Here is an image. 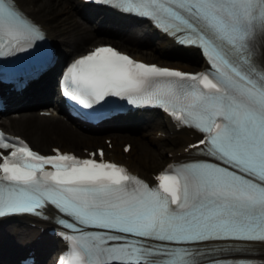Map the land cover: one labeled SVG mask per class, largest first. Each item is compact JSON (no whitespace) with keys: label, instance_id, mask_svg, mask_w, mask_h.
Returning a JSON list of instances; mask_svg holds the SVG:
<instances>
[{"label":"snow or ice","instance_id":"6c2138e0","mask_svg":"<svg viewBox=\"0 0 264 264\" xmlns=\"http://www.w3.org/2000/svg\"><path fill=\"white\" fill-rule=\"evenodd\" d=\"M115 4L199 47L208 67L184 73L101 46L71 65L64 94L94 111L109 96L162 107L201 134L188 148L203 158L169 165L150 185L103 150L99 160L45 156L0 132V217L54 206L76 233L60 264H219L203 259L207 242L264 243V0ZM42 39L15 0H0V55Z\"/></svg>","mask_w":264,"mask_h":264},{"label":"bare ground","instance_id":"6f19581e","mask_svg":"<svg viewBox=\"0 0 264 264\" xmlns=\"http://www.w3.org/2000/svg\"><path fill=\"white\" fill-rule=\"evenodd\" d=\"M15 1L19 8L24 10L31 18H33L40 25H42V23L36 17V15H40L44 19L45 23L48 24V19L50 20L49 23H51V21L57 19L59 12H65V15H63L60 18V22L55 23L56 25V27H54L55 29H50L49 31V33H52L55 36H58L60 34L59 42L61 43V45L65 47V50H68L70 52L72 50H76L77 48H80L82 45L89 43V40H91L93 37L92 33L90 32L89 26L86 23H83L80 20H78L75 16V15H79V12L89 13L90 11H93V8L86 7L85 9H81L80 4L75 5L73 2H71V0H43V2L40 5L39 3H37L40 0H15ZM22 2L23 3L26 2L32 5V7H34L35 5L36 8L31 7V10H27L24 8ZM34 9L37 12H34ZM102 15H106V21L103 24L104 29H106L107 24L112 19H116L117 17L116 14L111 11L110 12L103 11L100 17ZM99 25L101 26L100 23ZM137 26L138 27H135V24H133L132 21L130 22L127 21L126 23H122L119 28L117 27V24L116 26H114V30L113 29L112 30L113 32H118L117 36L121 38L120 42L124 41L129 44V45L127 44L128 46L126 45L124 46L118 45V46L128 47L129 50L134 52L135 57L140 55L144 56L143 54L145 53L144 50H140L137 47L138 44L154 45L152 49L158 52L159 54L171 52L172 43L168 38L158 33V35H156V39L153 42H149L148 38L153 35V30L151 29V27L147 23L144 24L139 23ZM107 29L109 30L110 28L107 27ZM134 34L135 36H133ZM178 54L182 55L181 59L187 55L190 58L199 61V56L197 52L193 49H179ZM155 56L158 57L157 55ZM32 100H34L35 102L43 101V97L37 98V96L33 95ZM7 120L9 126L11 127V130H15L17 132L20 131L23 134L33 135L32 137L34 139H36L37 137L39 140L37 142V145L43 148H46L45 145H48L47 143L53 139L67 142L69 144H82V143L97 142L100 137V135L85 134L81 130L73 128L65 121L53 116L37 117V115L35 114H29L25 116L17 115L15 117L8 116ZM135 122H140V121L139 119H135V120L132 119L130 120L129 123L132 125ZM166 123H167V128H169L172 132H174L175 145L178 144V142H182V144L184 143L182 147L179 148L177 147V149L174 147H170L171 156L169 159L172 158L177 159L179 157L188 156L191 150H187V151L184 150V146L185 144L193 140V137H191L190 135V131L185 129L176 130L174 126L170 124L168 121ZM133 126L134 129L137 130L142 127V124L135 123ZM12 133H14V131ZM141 134L142 133L138 134V136L133 134H123V133L118 134L117 136L113 135L111 137L113 138V143H116V141L119 140L120 138H127L133 141V145H131L130 143V149L131 152H133L135 159L128 156V154L122 155L120 152L117 151L113 152L111 157L123 162L132 171L138 173L139 175L143 177H149V175H147L148 169L154 166L155 162L158 161L159 156L162 155L163 149L162 147H153V148L147 147V144L145 140H143ZM151 139L154 140L153 137H151ZM170 145H173V143H170ZM74 148L78 149L79 146L76 145ZM104 152L106 154L110 153V151H108V149L106 148H104ZM39 225L43 227L47 225V223L42 222L39 223ZM3 230L11 231V229H8L7 227L3 228L2 226H0V232L4 233L5 231ZM51 244L57 245V241L53 239L48 240L47 238H44L45 248L50 247ZM249 252L251 253L249 254V256L259 258L264 261V243L252 245L249 248Z\"/></svg>","mask_w":264,"mask_h":264},{"label":"rangeland","instance_id":"374dc122","mask_svg":"<svg viewBox=\"0 0 264 264\" xmlns=\"http://www.w3.org/2000/svg\"><path fill=\"white\" fill-rule=\"evenodd\" d=\"M71 2H73L72 0H71ZM75 5H77L78 3H75V2H73ZM63 15H65V12H59L58 13V16H57V18H61ZM57 21V20H56ZM55 29V28H54ZM60 35V34H59ZM58 35V36H59ZM125 37V36H124ZM124 40V39H123ZM87 43V42H86ZM128 43H126V42H118V45H126V46H128L127 45ZM128 48V47H127ZM72 51H74V50H72ZM144 55V54H143ZM8 120H5L4 122L5 123H3L4 125H6L9 129H11V127L9 126V124H8V122H7ZM44 122H47V121H44ZM141 133V132H140ZM139 133V134H140ZM26 135H28V136H26ZM142 135V138L144 137L145 139H143V140H146L148 143H153V147H161V145H163V142H161L160 144H158V142L156 141V140H153V139H151V137H149V136H145L144 134H141ZM25 136L28 138V139H30V137H31V139L33 138L32 136L33 135H29V134H25ZM30 136V137H29ZM36 137V136H35ZM34 139V138H33ZM54 140H57V139H53V140H51L50 142H52V143H54V144H59V145H62V144H60L59 142H61V143H64L63 141H60V140H58L59 142H57V141H54ZM39 141V140H38ZM99 141V140H98ZM145 141V142H146ZM92 143H96V142H92ZM130 143H131V145H133V141L132 140H130ZM180 142H178V144H179ZM48 144H49V142H48ZM68 144V143H67ZM82 144H91V143H82ZM178 144H176V145H178ZM70 146H73V148L76 146V145H81V144H69ZM175 145V146H176ZM175 146H174V148H175ZM178 147V146H177ZM162 149H163V151H162V155L161 156H159V159H158V164L159 165H161V163L164 161V159L165 158H163V153H164V148L162 147ZM167 150H169V151H171L170 150V148L169 149H167ZM132 155H133V152H132ZM163 160V161H162ZM157 162H155V164H157ZM154 164V165H155ZM158 166V165H157ZM157 166H155V167H157ZM153 167V166H152ZM155 167H153V168H155Z\"/></svg>","mask_w":264,"mask_h":264}]
</instances>
